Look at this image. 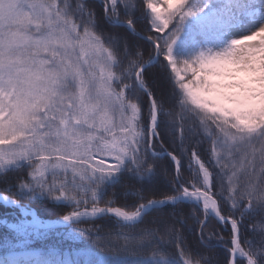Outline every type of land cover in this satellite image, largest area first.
<instances>
[{
    "label": "snow or ice",
    "instance_id": "1",
    "mask_svg": "<svg viewBox=\"0 0 264 264\" xmlns=\"http://www.w3.org/2000/svg\"><path fill=\"white\" fill-rule=\"evenodd\" d=\"M0 202V264H264V0H0Z\"/></svg>",
    "mask_w": 264,
    "mask_h": 264
},
{
    "label": "trees",
    "instance_id": "2",
    "mask_svg": "<svg viewBox=\"0 0 264 264\" xmlns=\"http://www.w3.org/2000/svg\"><path fill=\"white\" fill-rule=\"evenodd\" d=\"M12 209L13 208H10L9 206H5L2 203H0V218L5 217L6 216L5 213L10 212ZM36 210H37L38 214L42 215V218H46V219L49 218L50 214L46 210H44L43 208H38ZM81 226L82 227H88L89 225L84 224ZM6 231H8V229L6 227H3L0 225V238L3 237V235L6 233ZM37 246H39V245L37 244Z\"/></svg>",
    "mask_w": 264,
    "mask_h": 264
},
{
    "label": "rangeland",
    "instance_id": "3",
    "mask_svg": "<svg viewBox=\"0 0 264 264\" xmlns=\"http://www.w3.org/2000/svg\"><path fill=\"white\" fill-rule=\"evenodd\" d=\"M10 208H13V207L10 206ZM5 214H6L5 217L0 218V225L3 227H6V228H7V226L4 223H2V221L8 220L9 222H15L16 218L21 215L19 213V210H16L14 208L10 212H7Z\"/></svg>",
    "mask_w": 264,
    "mask_h": 264
}]
</instances>
